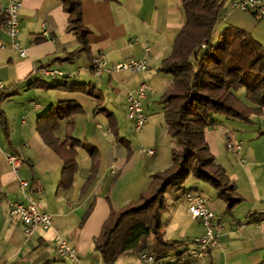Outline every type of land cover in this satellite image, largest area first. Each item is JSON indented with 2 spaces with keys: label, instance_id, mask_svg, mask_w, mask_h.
I'll list each match as a JSON object with an SVG mask.
<instances>
[{
  "label": "crops",
  "instance_id": "1",
  "mask_svg": "<svg viewBox=\"0 0 264 264\" xmlns=\"http://www.w3.org/2000/svg\"><path fill=\"white\" fill-rule=\"evenodd\" d=\"M17 1L21 3L17 42L25 51L24 57L11 47V39L0 28V83L8 87L6 97L0 100V110L7 121L6 132L0 124V264H71L57 256L56 235L75 249L81 264H102L93 249V241L103 223L111 214L137 201L149 189L152 175L167 167L161 148L162 136L154 144L155 155L147 157L148 161L140 165V152L123 133L119 115L124 108L127 118L126 95L141 82H146L149 87L145 105L154 95L149 82H161L165 87L162 92L171 84L169 79L160 77L158 69L162 60L169 57L184 22L180 1L81 0L83 25L90 32L89 54L79 53L70 62H54L49 67L73 74L72 78L66 79L68 83L94 88L100 96L103 111L96 108L93 97L80 91L65 90L61 86L65 81L59 78L45 79L47 84L59 85L54 89L28 87L37 78L34 71L38 66L63 58L74 51L78 43L71 33L65 31L68 15L60 2ZM8 2L0 0V8ZM222 23L249 33L264 49V17L256 19L238 10H227ZM97 54H103L109 64L143 58L149 70L140 74H104L96 78L90 71V59ZM242 96L241 91L240 100ZM59 102H73L80 106L81 112L70 117L74 123L72 136L98 150L96 177L84 194H81L82 189L92 165L86 151L77 150L78 169L71 188L59 189L62 161L42 143L35 130L37 117ZM106 112L114 118L116 134L104 133L111 130ZM212 119L215 124L205 130L206 143L216 163L233 180L235 193L241 201L228 212L224 202L207 184L194 180L189 186L183 185L175 200L182 203L185 193H199L207 200L219 225L218 246L211 251L210 257L191 263L261 264L264 260V147L261 154L256 155L255 147L249 143L240 153L243 163L235 158L226 161L215 146L219 140L216 129L233 118L213 116ZM64 124L62 122L61 129L55 133L59 139L63 138ZM254 132L256 136H264L262 128ZM177 148L176 144L173 149ZM9 154L24 158L23 165L16 172L7 162ZM19 181H26L28 186L21 189ZM28 199L36 202L40 212L52 217V228L37 230L27 238L19 221L9 216L8 204L25 203ZM253 213L263 219L253 222L248 218ZM191 221L196 227L189 242L203 233L200 224ZM174 261L165 260L163 263Z\"/></svg>",
  "mask_w": 264,
  "mask_h": 264
},
{
  "label": "trees",
  "instance_id": "2",
  "mask_svg": "<svg viewBox=\"0 0 264 264\" xmlns=\"http://www.w3.org/2000/svg\"><path fill=\"white\" fill-rule=\"evenodd\" d=\"M68 15L65 31L71 33L77 48L54 62L72 61L79 53L89 54L90 32L82 20L81 0H57ZM184 22L175 37L169 57L162 60L158 72L170 75L171 84L163 92L160 104L164 108V124L168 135L178 145L171 151V165L152 175L147 192L139 199L111 214L103 223L100 233L93 241V249L102 264H115L117 259L130 253L139 257L141 253L152 255L156 261L176 258L166 264L181 262L190 247L189 241H169L163 238L161 215L166 209V195L183 189L192 176L196 181L210 186L217 198L230 212L241 199L236 195L235 184L224 169L215 161L205 140V130L214 125L213 116H227L240 121H249L250 116H261L264 112V49L253 37L233 26H224L213 39L214 30L220 22L219 16L226 11V0H179ZM256 18V17H255ZM260 19V18H256ZM4 18L0 17V28ZM37 41V40H36ZM61 85L65 90L80 91L100 106V96L81 83ZM59 85L47 84L36 78L28 87L54 89ZM8 88V87H6ZM241 89L243 101L237 92ZM7 90L0 91V100ZM247 104H246V103ZM81 108L73 102H59L51 106L36 119L35 130L44 145L49 147L62 161L58 188L67 190L77 172V150L83 149L92 165L82 189L84 194L96 177L98 150L72 136L74 123L70 119L79 114ZM111 132L116 134V123L111 113L106 112ZM64 124L63 138L55 133ZM0 124L7 131V121L0 110ZM158 183V187L154 185ZM253 222L263 219L256 213L248 216ZM165 264V263H164ZM261 264H264V260Z\"/></svg>",
  "mask_w": 264,
  "mask_h": 264
},
{
  "label": "built area",
  "instance_id": "3",
  "mask_svg": "<svg viewBox=\"0 0 264 264\" xmlns=\"http://www.w3.org/2000/svg\"><path fill=\"white\" fill-rule=\"evenodd\" d=\"M227 9L219 16L220 22H224L227 16V10H238L247 13L256 18L264 17V0H226ZM21 3L17 0H9L5 7L0 8V15L4 18L2 26L3 31L11 39V47L15 49L20 57L25 56V51L19 47L17 36L19 33V10ZM45 37L48 35L45 33ZM149 70L145 59L129 58L121 62L109 64L103 54H97L90 59V71L96 78H100L104 74L113 73H145ZM34 74L39 79H62L72 78L73 74H65L59 70L51 68L35 69ZM0 90H7L6 86L0 83ZM148 84L141 82L136 88L129 91L126 95L127 119L133 127L134 133H138L147 122L144 113L143 103L148 95ZM98 129L101 126L97 125ZM110 129L105 131L109 134ZM222 136L225 139L227 151L235 157L240 163L243 160L240 158L242 143L237 141L232 132L228 129H223ZM141 155L153 157L155 151L153 149H141ZM7 162L13 172H16L24 163V158L18 154L7 155ZM21 189L26 188V181H19ZM183 200L186 204V211L192 220L198 222L203 229V233L190 242V247L185 254V258L181 261L186 264H192L193 260L207 259L211 255V251L218 246L219 225L216 223V217L207 205V200L197 192L183 195ZM8 214L16 218L23 226L25 236L31 237L37 230L46 231L52 228V217L46 213L39 211L34 200L28 199L25 203L12 202L8 204ZM56 243V253L59 258L66 259L69 263L81 264L80 259L74 248L68 245L67 241L59 235L54 237ZM139 260L143 264H163V261L156 259L147 253H141ZM167 260H175L169 258ZM165 261V260H164Z\"/></svg>",
  "mask_w": 264,
  "mask_h": 264
},
{
  "label": "rangeland",
  "instance_id": "4",
  "mask_svg": "<svg viewBox=\"0 0 264 264\" xmlns=\"http://www.w3.org/2000/svg\"><path fill=\"white\" fill-rule=\"evenodd\" d=\"M224 26L227 25L218 22L212 36L213 39L217 37L219 31ZM158 74L160 75L161 73ZM160 77L172 81L170 75L161 74ZM43 81L46 83L48 82L45 79ZM149 86L153 90L154 95L150 96L147 105L143 104V109L148 116V120L145 126L141 129V132L134 133L132 124L126 118V110L124 108L121 109L120 111L121 113L119 115L120 127L122 128L123 133L127 136V139L135 143V146L138 151H140L143 148L155 149L154 144L157 143L160 140L159 138L162 136L163 143L161 148H162V152L165 153L166 164H167L166 168H168L171 165V151L173 148H175L176 142L168 135L164 124V119H163L164 111H163V105L160 104V99L163 94L162 91L164 90L165 87H163L164 85H162V83L158 81L153 83L149 82ZM241 91H244V89H241L237 92V95L239 97ZM159 92L162 93L159 94ZM20 94L22 93L19 92V95ZM241 100H243V98ZM261 128L262 131L264 132V112L263 115L261 116H254V115L250 116V122L234 120V119L228 120L226 123H224L223 127H217L216 129L219 136V140L216 141L215 143L217 152H219L221 157L224 158L226 161L231 159L234 160L235 158L227 151L225 146V139L222 136L223 129H228L229 131L232 132L233 136H236L238 138L235 139L242 143L243 149H245L247 144L250 143L255 147L256 155H260L262 152V148L264 147V136L262 137L256 136L254 130H258ZM138 156L141 159L140 165H144V163L148 161L147 159H149L141 154H139ZM194 180L195 179L192 176H190L186 180L184 186H189L191 182H194ZM157 187H158V183L154 185V188ZM180 193L181 191L168 193L165 198L166 209L161 215L162 234L165 240L189 241L191 238L190 235L193 233L194 227H196V224L191 221V217L186 211L185 208L186 204L184 203V201L181 203L180 202L181 200H177V201L175 200L176 199L175 197L178 196ZM187 193H185V195ZM140 263L141 262L138 256L127 253L119 257L115 264H140Z\"/></svg>",
  "mask_w": 264,
  "mask_h": 264
},
{
  "label": "bare ground",
  "instance_id": "5",
  "mask_svg": "<svg viewBox=\"0 0 264 264\" xmlns=\"http://www.w3.org/2000/svg\"><path fill=\"white\" fill-rule=\"evenodd\" d=\"M0 91H1V90H0ZM188 193H192V192H188ZM188 193H187V194H188ZM187 194H186V195H187ZM71 264H73V263H71ZM163 264H164V263H163Z\"/></svg>",
  "mask_w": 264,
  "mask_h": 264
}]
</instances>
